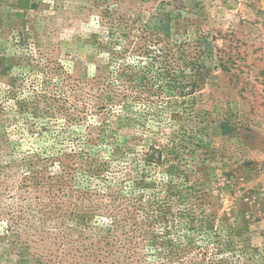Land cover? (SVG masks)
Segmentation results:
<instances>
[{
	"label": "trees",
	"instance_id": "trees-1",
	"mask_svg": "<svg viewBox=\"0 0 264 264\" xmlns=\"http://www.w3.org/2000/svg\"><path fill=\"white\" fill-rule=\"evenodd\" d=\"M167 1L148 17L143 7L138 15L122 16L113 7L102 12L115 42L108 62L111 71L98 67V75L77 83L59 82L51 91L52 80L44 79L41 90L28 95L16 77L0 91V264L258 263L234 249L223 222L202 210L200 184L192 179L193 171L189 173L185 152L189 144L200 146L204 138L191 129L188 116L193 110L181 103L196 94L207 63L217 60L219 67L227 68L216 54L217 47H205L207 36L202 30H193L181 16L164 15L172 0ZM42 3L0 0V9L12 7L23 17L20 26L11 30L18 48L32 45L25 12L39 10ZM4 22L1 17L0 35L10 24ZM35 27L31 26L33 31ZM117 31L120 39L114 38ZM3 56L1 51L0 64ZM34 60L33 55L18 56L7 64V72L26 61L34 71ZM52 64L53 68L38 66L37 70L64 81L63 65ZM84 87L93 110L106 115L97 129L84 122L85 104L72 105L75 113L69 111L67 96ZM128 101L142 103L141 113L151 115L153 122L168 113L172 132L166 134L165 144H149L121 169L127 153L119 146V129L125 121L122 115H114L115 129L108 115L113 107L128 110ZM10 110L28 121L25 127L30 131L39 127L37 136L52 134L50 123L59 117L76 128L86 125L88 132L75 130L69 148L49 153L46 147L42 153L27 150L18 156L10 140ZM40 120H44L41 125ZM157 122L160 130L162 122ZM152 128L149 133L156 135V125ZM112 167L119 174L118 183L109 179ZM16 168L22 174L18 182L14 181Z\"/></svg>",
	"mask_w": 264,
	"mask_h": 264
},
{
	"label": "rangeland",
	"instance_id": "rangeland-1",
	"mask_svg": "<svg viewBox=\"0 0 264 264\" xmlns=\"http://www.w3.org/2000/svg\"><path fill=\"white\" fill-rule=\"evenodd\" d=\"M39 1H43L39 10L25 12L29 18L25 27L33 39L32 45L24 48L16 46L11 33L12 26L19 27L23 17L12 7L0 9L3 24L11 25L6 24L0 35V52L4 55V64H0V91L16 77L24 88V95H28L34 89L41 90L44 79L52 80L48 85L51 91L59 82L77 83L98 75L101 72L98 67L104 72L111 71L108 62L115 42L111 40L109 19L102 12L113 7L122 16L138 15V8L143 7L148 17L167 0ZM164 11L165 16L170 13L189 21L193 30H202L207 36L205 47H217L216 54L223 57L227 69L219 67L217 60L207 63L196 94L181 103V107L193 110V115L188 116L191 129L204 138L200 146L189 144L191 151L185 152L186 161L189 173L193 171L192 179L200 184L202 210L223 222L234 249L256 258L257 264H264V0H172ZM33 24L36 25L34 31ZM114 33V38L120 39L121 32ZM23 55L34 56L32 65L36 69L31 70L26 61L25 65L20 62L14 65L8 73L7 64ZM54 61L63 65L64 81L37 70L38 66L53 68ZM84 88L86 90L78 94L70 92L67 96L69 111L75 113L72 105L85 104L84 122L97 129L106 115L93 110L88 88ZM128 104V110L113 107L112 114L109 111L108 115L115 129L118 128L116 117L122 115L125 121L119 129L122 139L118 143L127 153L121 169L128 166V161L132 162L134 154H142L149 144H165L166 136L172 132L168 113L153 122L151 115L144 117L141 113L145 109L142 103L128 101ZM152 108L155 109L154 105ZM9 117L12 121L10 140L18 156L27 150L42 153L46 147L49 153L69 148L76 133L88 132L86 125L76 128L59 117L58 121L50 123L52 134L42 137L37 136L39 127L30 131V127H25L28 121L17 112L10 110ZM157 121L162 122L160 130ZM42 122L44 120H40L39 125ZM154 125L156 135L148 131ZM109 151L112 152L111 146L107 148V158L111 156ZM110 171V181L118 183L117 170L112 167ZM14 172V181L18 182L21 171L16 168Z\"/></svg>",
	"mask_w": 264,
	"mask_h": 264
}]
</instances>
